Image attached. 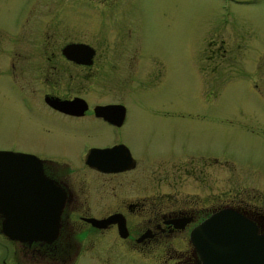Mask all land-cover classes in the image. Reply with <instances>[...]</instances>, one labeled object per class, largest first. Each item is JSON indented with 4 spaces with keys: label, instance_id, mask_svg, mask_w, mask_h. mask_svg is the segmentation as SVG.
I'll return each mask as SVG.
<instances>
[{
    "label": "flooded vegetation",
    "instance_id": "af4514ba",
    "mask_svg": "<svg viewBox=\"0 0 264 264\" xmlns=\"http://www.w3.org/2000/svg\"><path fill=\"white\" fill-rule=\"evenodd\" d=\"M120 1L69 5L68 13H75L74 19L80 22L86 20L88 29L77 28L76 35L58 46L51 44L53 39L48 41L41 24L39 31L32 29L36 39L31 40V29L6 38L11 43L6 50L10 58L16 55V64L11 60L6 69H11L10 80L23 93L19 100L24 111L32 117L38 135L51 138L48 143L55 147L63 145V150L73 147L77 160L74 164L55 152L24 151L12 141L8 148H0L28 154L34 161L25 165L29 181L16 188L21 200L7 199L24 203V210L8 215L11 226L7 229L0 215V264H201L190 234L225 211L244 217L264 235V187L249 169L233 164L222 153L198 152L169 140H165L167 147L159 145L142 156V147L136 149L126 139L129 103L138 106L139 92L153 87L162 71L157 57L146 59L143 53L138 25L144 7ZM233 1L250 5L256 0ZM39 12L44 16L46 9ZM35 20L45 25L48 19ZM236 21L248 30L238 29L241 36L248 34L246 50L239 47L242 54L250 50L246 85L252 97L264 104V46H259V27L253 19ZM21 41L31 43V50L18 49L13 43ZM224 43L223 39L210 43L208 56L220 53L224 57ZM69 46H85L72 51V56L89 55V63L67 59L62 50ZM23 58L35 60L24 65L28 61ZM57 62L73 68L66 84ZM30 73L38 84L36 96V87L28 89L19 82L21 74ZM144 100L148 111H160L166 117V121L144 120L145 133L147 127L157 125L163 127L162 135L169 134L168 117L173 118L175 107L170 101L157 105ZM243 120L236 121L245 131L257 128V133H264L263 125L248 128ZM55 147L49 145V149ZM14 219H21L19 226ZM12 231L35 234L21 236Z\"/></svg>",
    "mask_w": 264,
    "mask_h": 264
},
{
    "label": "rangeland",
    "instance_id": "374dc122",
    "mask_svg": "<svg viewBox=\"0 0 264 264\" xmlns=\"http://www.w3.org/2000/svg\"><path fill=\"white\" fill-rule=\"evenodd\" d=\"M75 1L90 7L87 3L90 0H0V148H8L9 143L14 142L18 149L38 152V155L55 152L59 158L75 164L77 154L73 147L63 150V145L55 147L48 143L51 138L38 135L32 117L19 100L23 93L10 80L11 69H6L9 62L15 63L16 59L14 51L10 52L12 58L6 51L10 50L11 43L6 41L9 36L26 34L30 29L39 31L41 26L46 30L48 41L53 39L51 44L58 46L76 35L77 28L86 32L88 22H80L74 19L75 13H68L69 5ZM129 1L144 7L138 25L143 53L146 59L157 57L162 71L153 87L139 92L140 99H149L150 104L157 105L170 101L175 111L170 114L173 118L168 117V122L172 123L169 134L162 135L163 127L157 125L147 127L145 133L144 120L166 121V117L162 118L160 111H148L147 103L142 100L138 106L129 103L130 134L127 133L126 139L136 149L142 147V156H148L146 153L159 145L167 147L165 140L198 152L222 153L233 164L249 169L264 187V133H257V128H253L257 134L245 131L236 121L243 117L246 127L263 125L264 129V104L252 97L246 85L250 50L239 53V47L245 46L243 51L246 50L248 34L240 35L238 29L242 27L236 21L237 18L253 19L259 27V46H264V0H253L250 5H240L233 0ZM45 9L46 14L41 16L39 10ZM34 17L48 20L44 25L38 20L32 21ZM34 31L31 40L37 38ZM243 31L248 33L246 27ZM220 39L225 41L227 49L224 57L220 53H211L209 57L210 43L218 44ZM13 43L18 49L31 50L32 47L31 43L23 41ZM24 60L28 61L24 64L27 65L35 59ZM54 60L51 61L54 63ZM61 63L56 65L61 67L66 84L65 77L73 73V68ZM32 77L31 73L21 74L19 82L28 89L36 87L33 91L36 96L38 84H34ZM49 145L55 148L49 149ZM211 177L215 179L214 173Z\"/></svg>",
    "mask_w": 264,
    "mask_h": 264
},
{
    "label": "water",
    "instance_id": "95a60500",
    "mask_svg": "<svg viewBox=\"0 0 264 264\" xmlns=\"http://www.w3.org/2000/svg\"><path fill=\"white\" fill-rule=\"evenodd\" d=\"M79 48L65 47L64 56L76 63L88 64L89 55L72 56ZM32 156L9 151H0V215L4 228L10 225L8 215L24 210V203H11L7 199L21 200L17 187L29 181V169L25 165L34 163ZM19 226L21 219H14ZM6 232V231H5ZM8 232V231H7ZM18 235H31L25 231H12ZM190 242L201 260V264H264V235H260L244 217L223 212L214 215L199 225L190 234Z\"/></svg>",
    "mask_w": 264,
    "mask_h": 264
}]
</instances>
